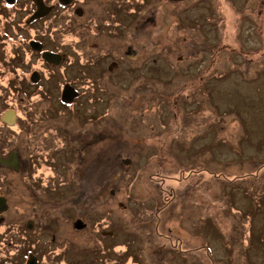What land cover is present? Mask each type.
<instances>
[{"label":"rangeland","instance_id":"obj_1","mask_svg":"<svg viewBox=\"0 0 264 264\" xmlns=\"http://www.w3.org/2000/svg\"><path fill=\"white\" fill-rule=\"evenodd\" d=\"M142 2L118 1L119 25L104 27L108 58L53 70L43 96L30 103L38 150L26 152L28 188L15 181L5 189L28 216L21 219L35 221L21 230L17 264L28 250H48L33 243L44 223L63 234L61 251L70 231L79 246L94 243L92 228L104 219L114 249L99 263L264 264V0ZM149 10L155 14L138 32ZM178 18L187 34L176 30ZM40 24L23 26L25 35L42 37ZM26 51L4 63L22 67ZM63 80L81 91L71 104L53 96ZM97 174L98 198L87 180ZM80 177L85 201L77 199ZM77 213L85 230L69 221ZM68 257L93 259L77 250Z\"/></svg>","mask_w":264,"mask_h":264},{"label":"flooded vegetation","instance_id":"obj_2","mask_svg":"<svg viewBox=\"0 0 264 264\" xmlns=\"http://www.w3.org/2000/svg\"><path fill=\"white\" fill-rule=\"evenodd\" d=\"M118 1L120 0H65V2L60 0H0V57L3 50L7 55V57L3 55V58L0 59V197L5 198L6 203V208L0 209V264H17L13 255L22 250L23 234L21 230L24 225L29 229L35 227L32 216H29L30 218L24 222L21 218L28 216L20 215V211L17 210L20 207L13 208L11 203L13 200H9L5 194L7 187H16L15 181L26 185L30 180L31 163H29L30 158L26 152L32 153L38 150L37 147L35 148V145L38 146V141L30 129L32 124L30 103L32 99L35 100L43 96L47 81L50 78L53 79L51 76L53 70L67 69L70 64L75 62L80 65V68H85L86 64L90 63L91 68L97 60L110 56L109 51L103 50L102 46L104 27L119 25L114 16ZM201 2L199 5L203 4ZM39 4H41L40 12H43V15L32 19L39 8ZM25 5L29 6L27 11H24ZM152 13L155 14V11H144V15L137 20L138 32L141 30L139 25L150 21ZM126 14L130 15V12L127 11ZM188 15L190 16V14ZM129 19L127 17V20ZM173 20L177 25L176 30L188 33L187 22L184 19ZM38 23H41L39 26L42 28V37L26 36L23 26L34 24L37 26ZM211 34L213 36L214 32L211 31ZM134 35L135 33L131 34V37ZM205 36L208 39L211 37L208 32ZM182 40L188 41L191 46L196 47V44H193L187 35L183 36ZM45 41L56 43V48H48ZM35 43L40 49L34 46ZM201 46L205 48L204 45ZM23 47L27 51L24 58L20 59L22 67L12 69L10 64L4 63L5 59L12 61L14 56L17 59ZM45 52L53 53L56 56L53 60H48L44 57ZM125 52L130 54L131 49L125 48ZM178 58L181 60L183 57L179 56ZM122 68L123 70L127 69V71H123L124 74L127 76L131 74L125 64H122ZM68 87L74 90L73 94L75 95L71 100L66 101L63 99V93ZM53 96L61 99L63 103L71 104L81 96V91L67 80H63L59 92H55ZM91 136L95 138L96 142L97 136L90 133ZM21 146L26 150H22ZM12 153L15 156L17 168L2 161L8 159ZM15 173L19 174L20 181L11 178ZM87 180L94 187L90 190V195L98 198L100 193L96 192L100 187L95 188V185L100 182V175L97 174L96 178H88ZM81 181L80 177V191L77 199L79 197L80 200L85 201L86 197L82 198L84 189ZM25 187L28 188L27 185ZM111 191L114 193L113 189ZM103 203L107 202H101V204ZM79 204L76 202V205ZM82 216V214L77 213L73 219L69 220L71 224L73 223L76 231L85 230L88 227V223L84 221ZM78 219L85 223L81 228L75 225ZM107 222L108 220L105 219L96 221L95 224L98 229L92 228L95 232V242L85 246H79L77 233L70 231L67 233L69 239H66L61 251H58L57 248L60 247L58 244L61 242L63 234H60L58 230L55 231V229L50 231L48 223H44V227L47 226L46 232L38 234L33 243L34 245L41 243L48 250L42 256L33 250H28L24 255V261L20 264H81L78 260L68 257L75 250L80 251L84 256L93 255L95 262H89L93 259H80L85 262L84 264H107L98 262V260H102L104 251L112 255V248L114 249V246L111 248L109 246L111 243L108 242L114 236V231L107 230ZM49 232H52L50 239ZM88 246L89 249H87Z\"/></svg>","mask_w":264,"mask_h":264},{"label":"water","instance_id":"obj_3","mask_svg":"<svg viewBox=\"0 0 264 264\" xmlns=\"http://www.w3.org/2000/svg\"><path fill=\"white\" fill-rule=\"evenodd\" d=\"M60 1L65 2V0H60ZM40 5L41 4H39V8L36 11V13L33 15L32 19L35 18V17H40V16L43 15V12H40V8H41ZM36 45H37V43H35L34 46L36 48L40 49ZM55 56H56L55 54L50 53V52H45L44 53V57L46 59H48V60H53V58H55ZM73 93H74V90L71 87L66 88L64 90V93H63V99L66 100V101L71 100L73 98V95H75ZM2 161L4 163L8 164V165L16 166V168H17V163H16L15 156H14L13 153L10 155V157L8 159H3ZM124 162H130V161L129 160H124ZM1 208H6L5 198H3V197H0V209ZM75 225H76V227L81 228V227H83L85 225V223L82 220L78 219L75 222Z\"/></svg>","mask_w":264,"mask_h":264}]
</instances>
